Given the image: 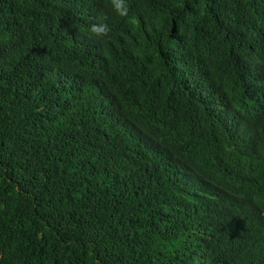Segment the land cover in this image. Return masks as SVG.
<instances>
[{
	"label": "trees",
	"instance_id": "16d2710c",
	"mask_svg": "<svg viewBox=\"0 0 264 264\" xmlns=\"http://www.w3.org/2000/svg\"><path fill=\"white\" fill-rule=\"evenodd\" d=\"M126 3L0 0V264H264V0Z\"/></svg>",
	"mask_w": 264,
	"mask_h": 264
},
{
	"label": "clouds",
	"instance_id": "9594fccd",
	"mask_svg": "<svg viewBox=\"0 0 264 264\" xmlns=\"http://www.w3.org/2000/svg\"><path fill=\"white\" fill-rule=\"evenodd\" d=\"M111 6L114 13L119 17L127 18L129 16L130 8L126 0H111ZM110 31L111 28L107 23H95L91 26V32L96 37H106Z\"/></svg>",
	"mask_w": 264,
	"mask_h": 264
}]
</instances>
